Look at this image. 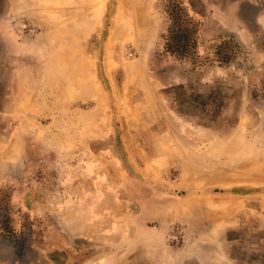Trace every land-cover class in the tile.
<instances>
[{
	"label": "rangeland",
	"instance_id": "obj_1",
	"mask_svg": "<svg viewBox=\"0 0 264 264\" xmlns=\"http://www.w3.org/2000/svg\"><path fill=\"white\" fill-rule=\"evenodd\" d=\"M0 264H264V0H0Z\"/></svg>",
	"mask_w": 264,
	"mask_h": 264
},
{
	"label": "trees",
	"instance_id": "obj_2",
	"mask_svg": "<svg viewBox=\"0 0 264 264\" xmlns=\"http://www.w3.org/2000/svg\"><path fill=\"white\" fill-rule=\"evenodd\" d=\"M183 37V39H182V45L180 46L181 48H180V50L183 52L185 49H186V44H187V41H186V36H182ZM185 52V51H184Z\"/></svg>",
	"mask_w": 264,
	"mask_h": 264
}]
</instances>
